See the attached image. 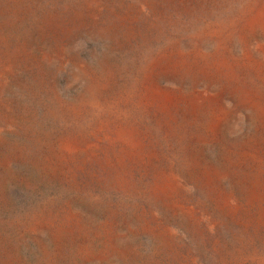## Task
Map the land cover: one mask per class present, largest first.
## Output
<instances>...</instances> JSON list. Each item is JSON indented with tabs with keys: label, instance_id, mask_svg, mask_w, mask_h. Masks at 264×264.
<instances>
[{
	"label": "rangeland",
	"instance_id": "374dc122",
	"mask_svg": "<svg viewBox=\"0 0 264 264\" xmlns=\"http://www.w3.org/2000/svg\"><path fill=\"white\" fill-rule=\"evenodd\" d=\"M0 264H264V0H0Z\"/></svg>",
	"mask_w": 264,
	"mask_h": 264
}]
</instances>
